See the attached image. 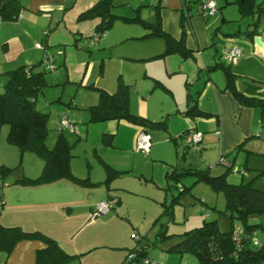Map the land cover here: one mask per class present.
Segmentation results:
<instances>
[{
  "label": "crops",
  "instance_id": "crops-1",
  "mask_svg": "<svg viewBox=\"0 0 264 264\" xmlns=\"http://www.w3.org/2000/svg\"><path fill=\"white\" fill-rule=\"evenodd\" d=\"M83 1L72 0L69 4V0H19L20 19L2 21L0 24V82L5 83L6 70L20 65H33L42 60L44 54H49L52 61L56 60V47L63 46V65L69 71L70 80L79 81L89 89L94 90L89 87L91 85L109 93L115 92L118 82L122 81L128 85L129 110L150 121L164 124L147 127L151 148L149 154L144 155L133 146L135 133L139 129L136 124L125 119L89 122L86 107L97 102L98 93L96 90L84 93L82 101L76 102L74 118L85 123L82 131L78 132L80 140L91 139V135L94 137L90 144L84 146L86 155H90L88 160L91 164L87 160L85 166L80 160L73 159V154L70 166L75 176L89 178L93 184H80L64 178L34 185L16 182L23 176H37L43 165L42 159L28 152L20 156L17 147L7 142L8 129L1 127L0 166L16 167L21 162L19 166L22 169L5 175L0 169V224L19 226L25 231H41L54 238L63 249L76 255L71 264H79L80 256L104 245L90 244L87 246L89 248L83 245V249L69 250L68 241L73 231L82 224L96 225L114 219L121 221V216L117 212H110V209L103 219L96 217L89 222L93 207L100 201L115 196L121 202L120 192L127 190L124 186L127 185L126 182H120L121 177L133 173L142 175L141 165L160 162L163 163V180L157 179L155 174L151 178L163 189L166 187L167 171L173 168H199L192 166L191 161L189 165L179 164L175 158L174 154L177 155L180 144L183 143L186 152L190 150L183 138H180L181 133L191 129L200 131L203 149L215 154H226L229 161L233 154L245 146L244 142L251 137L256 127L258 107L241 105L226 89L223 70L215 65L221 61V47L231 43L241 44L239 48L242 54L243 49L250 51L241 55L237 61L236 70L233 71L237 75L240 74L236 71H248L250 64L260 65L257 55L264 52V47L258 48L248 38L240 41L220 35L219 27H215L216 11L212 15L198 13L194 0H187L186 3L184 0H135V14L130 16L114 13L121 17L115 18L103 36L91 47L92 50L87 52L86 39L92 36L100 18H77L96 0ZM215 2L218 7L219 2ZM222 3L229 5L230 2L221 0L220 4ZM234 3L238 5L237 0ZM185 5H188L187 10ZM62 11L63 17L59 21L64 23V27L55 30L45 46L38 48L37 44L43 40V32L49 31L45 27H49L54 21L56 12ZM42 12L49 14L42 15V19L38 17ZM182 16L185 17L183 26L180 22ZM132 18L136 20L131 21ZM47 20L49 22L46 24ZM156 24L171 39H183L190 55L183 57L178 52L165 53L168 48L165 36L150 34ZM56 26L58 25H54L52 30ZM262 32L264 31L255 35ZM77 37L79 46L75 45ZM237 82V89L245 92V86L238 85ZM75 90L77 92V88ZM106 165L120 172L111 181L110 188L103 183ZM207 167L212 169L210 163L200 168ZM167 193L166 191L162 202L167 201ZM60 216L71 219L67 223L60 221ZM72 216L76 217L72 219ZM156 218L153 222L155 225L158 224L155 223ZM130 230L129 227V233ZM112 237L114 243L110 247L118 251L113 253L115 256L111 264H126L130 246L123 244L116 234ZM43 246V242L39 240H21L9 255L0 252V262L35 264L36 252ZM127 263L133 264L134 261ZM168 263L175 264L174 259L168 260Z\"/></svg>",
  "mask_w": 264,
  "mask_h": 264
},
{
  "label": "trees",
  "instance_id": "trees-1",
  "mask_svg": "<svg viewBox=\"0 0 264 264\" xmlns=\"http://www.w3.org/2000/svg\"><path fill=\"white\" fill-rule=\"evenodd\" d=\"M185 3L187 0H184ZM200 0H194L198 2ZM239 9L243 15L246 13H255L256 5H259L256 0H237ZM112 0H98V2L81 13L80 19L99 17L100 21L95 26L94 33L100 36L107 31L117 17L112 11ZM185 5V9L187 10ZM157 8V6H155ZM262 9L259 5L258 11ZM188 12V11H187ZM21 3L19 0H0V19L2 21L18 20L21 17ZM189 14V13H188ZM132 20H136L132 18ZM185 17L181 18V26L184 24ZM48 31V30H47ZM93 33V34H94ZM256 30H247L246 37L253 40ZM93 34L87 42L91 41ZM151 35L165 36L168 48L165 53L178 52L183 57H188L190 51L184 46L183 39L175 41L168 35L160 31L159 24L154 25ZM98 41V40H97ZM75 45L79 46V37L75 39ZM94 45V44H93ZM92 45V46H93ZM92 46L86 43L85 49L90 52ZM51 57L49 54H44V57ZM43 59L33 65H20L4 72L6 81L4 90L0 93V130L2 125H8L6 135L7 142L17 147L20 156L24 153H33L40 157L43 165L40 173L35 177L23 176L16 182L23 184H43L50 183L58 179H69L80 184H93L89 178H79L71 171V158L73 156L72 149L74 144L81 139V136L76 132L74 122V131L69 128L59 126L58 122L61 116L67 113H61L57 121V136L54 144L49 147L47 145V119L48 113L40 111L36 107V96L47 85L45 75L47 72L59 67L51 63L54 69H49ZM218 61L215 67H220L226 79V89H228L235 99L243 106L259 107L264 110V99L259 98L257 93V81L251 79L247 85L245 92H241L236 87V81L239 75L232 70V64ZM37 67V68H35ZM246 78L244 77V80ZM256 83V84H255ZM98 93V100L95 104L86 107L89 113V122H100L109 119H125L137 127L147 131V127L162 126L164 122H153L129 110V94L128 85L122 81L118 82V88L115 92L109 93L106 90L89 85ZM72 102H69L70 106ZM74 106V103L72 104ZM69 120V118H68ZM75 133L76 138L70 140L64 133L65 131ZM186 132V131H185ZM183 132V133H185ZM181 133L180 138H182ZM189 145H186L188 147ZM150 152V151H149ZM149 154V153H148ZM147 155V154H146ZM226 154H220L219 162H226L227 169L232 167V161L227 160ZM19 162L16 167L20 165ZM16 167L0 166L3 175L15 170ZM106 178L103 183L109 187L111 181L120 172L111 169L106 165ZM211 168H192L179 170L173 168L166 172V187L167 192L176 189L177 192H171L170 198L162 202V212L156 218L155 223H158L159 228L155 232L156 237L153 241L158 242L166 239V230L168 222L173 219V207L179 202L180 197L185 192L191 189L192 185H185L183 178L185 176H193L195 182L204 181L211 186L216 192H221L225 198L226 213L231 220V227L227 232H221L218 229L216 221L204 220L203 224L184 231L182 237L171 246L172 252L191 253L197 258L198 264H248L252 262L259 263L264 260V243H259L254 240L255 224L247 222V218L251 214L264 213V190L255 187L251 182L231 183L226 179V172L218 175L211 174ZM193 183V184H194ZM110 188V187H109ZM2 193L0 192V197ZM2 198V197H1ZM107 199H113L112 208L120 204V199L115 196H109ZM2 202H0V205ZM207 210H205L206 212ZM208 212V211H207ZM209 215V213H208ZM164 221H160L161 218ZM91 219V215H90ZM234 220H239L244 227L233 225ZM21 240H39L44 246L36 252L35 264H71L76 255L66 252L58 242L44 234L41 231H25L19 226H3L0 224V252H5L9 255L15 244ZM141 238L137 240V243ZM153 243V244H154ZM135 252L136 256L131 260L137 264H144V258H151L148 255L147 247L136 245L129 252ZM153 259V258H152ZM130 262V261H129ZM4 264V262H0Z\"/></svg>",
  "mask_w": 264,
  "mask_h": 264
},
{
  "label": "rangeland",
  "instance_id": "rangeland-1",
  "mask_svg": "<svg viewBox=\"0 0 264 264\" xmlns=\"http://www.w3.org/2000/svg\"><path fill=\"white\" fill-rule=\"evenodd\" d=\"M87 1L89 0H84L83 3ZM134 1L135 0H112V4H114V6L111 7V11L118 14H128L130 16L134 15V8L137 6V3H133ZM216 1L219 2V5L215 10V27H219L218 33L220 32V35L228 39H239L242 41V39L247 38V30L254 29L257 33L264 31V29H262L264 28V0H256V2L262 6L261 10L258 11L259 5H256V12L246 13V15L241 13L239 5L234 3L235 0H229V5H223V3L220 4L221 0ZM71 2L72 0H69V4H71ZM92 2V5H94L98 2V0ZM192 8H194V5ZM63 12L64 11L56 12L54 21L51 25H49V27H45V29H49V31H45V29L43 30L45 31V33L43 32V35L41 36L43 39V47L55 30L64 27V23L59 21V18L63 17ZM45 14L49 13L42 12L38 17L43 19L42 15ZM93 18L94 17L85 18L84 20ZM213 19L215 18H212V20ZM223 19L226 21L222 22ZM131 21L134 20L131 19ZM48 22L49 21L47 20L46 24ZM56 24L58 26L52 30ZM47 33L48 35H46ZM95 43L97 42H94V44ZM233 44L235 43H231L224 47H229ZM239 45L242 46L241 44ZM239 45L237 46L240 47ZM224 47L222 46L221 49ZM63 48V46L57 45L55 50L57 59L53 60V62L54 65L59 64V67L46 73L45 79L47 85L36 96V107L40 111L48 113V131L46 142L49 147H51L55 142L58 133L56 122L59 117L58 115L61 113L68 111V118L70 121L74 122L76 132L82 131L85 123H83L80 119L74 118L77 110L76 104L82 101L84 93L95 91V89L93 90L85 87L79 81L69 79V71L63 65ZM243 51V56L247 52H250L249 50L247 51L244 49ZM1 57L2 53L0 50V58ZM86 58L87 56H85V59ZM257 58L261 62L260 65L250 64L248 71H236L240 74L237 79V84L245 86L244 90H246L247 85L249 83H253L250 82V80H256L258 85L257 96L264 99V52L258 53ZM235 68L236 64H233V71L236 70ZM244 77L246 78L245 80ZM76 88L77 92L75 90ZM3 90L4 83L2 84L0 82V93H2ZM70 98H72V100ZM69 102H72L70 106L68 105ZM73 103L76 106H72ZM257 110L259 118L256 122V127L253 129V134L244 142V149L242 148L237 153L232 155L231 161L233 165L231 168L227 169L226 164L219 162L221 152L215 154L214 152L204 150L202 146L200 149H197V146H188L190 150L186 152L182 143L179 146L177 155L176 153L174 154L175 158H177L179 164L184 163L189 165L188 163L191 161L193 164L192 166L199 168L208 166V163H210L212 166V169L210 170L211 174L218 175L226 172V179L228 182H251L255 187L264 190V110L259 107ZM2 129H8V125H2ZM64 133L69 139L71 138L70 140L72 141L77 135L75 133H70L67 130ZM135 137L133 140V146H135ZM93 138V135H91V139L80 140L72 149V153L75 155L73 156V159L80 160L85 166H87V160L90 158V155H86L84 146L90 144L91 141H93ZM135 150L141 152L137 149ZM28 155L36 157L33 154ZM89 160L88 162L91 164ZM162 166L163 163L159 162L154 164L150 162L149 164L140 166L143 172L142 175L132 172V175L120 178V182H126L127 185L124 184V186L127 187V190H122L120 192L121 202L116 205L115 208L111 209L110 212H117L121 216V218H119L121 221L114 219L113 221L110 220L106 223H98L96 225L82 224L81 227L70 234L68 241L69 250L83 249L81 247L83 245H85L86 248H89L87 246L90 244H104L103 246L93 249L92 251H89V253L80 256L79 264H96L98 262L99 264H111V261L115 256L113 253L118 251L113 250L110 247V244L114 243L112 237L113 234H116L120 241L123 244H128L131 249L139 244L140 247H147L149 257L160 261L165 260L164 262L166 264H169L168 260L171 261L172 259H174L175 264H198L197 258L191 253L179 254L177 252H172L170 249L172 244L182 237L181 234H183L184 231L202 225L204 220L216 221L218 229L221 232H227L230 229L231 220L226 213L224 195L221 192L214 191L211 186L204 181H197L194 183L195 178L193 176H185L183 178V183L189 186L192 185L191 189L182 194L179 202L173 207V219L168 222L166 230V233L169 236L164 240L154 243L153 241L156 237L155 232L158 230L159 225H155L153 222L162 211L163 207L161 200L164 199L166 191L164 188H159V185L157 186L155 184L151 176L155 174L157 179L162 178L163 180V173L161 172ZM21 169L22 166H18L15 170L19 171ZM93 170L94 168L92 171ZM171 192H177V190L174 189ZM171 192L169 191L167 193L168 195L166 196V200H169ZM205 210L208 211V216L206 215ZM75 217L76 216H72V219ZM104 217L105 215H100L96 219H103ZM69 219H71V217ZM69 219L60 216V221L68 223ZM94 220L95 219H89V222ZM160 221H164V218H161ZM247 222L255 225L258 224L254 227L253 239L258 240L259 243H264V213L249 215ZM233 225L244 227L239 220H234ZM129 227L131 229L130 233L128 231ZM135 233H138L141 238V243H137V239L134 236ZM65 251L72 253L67 250ZM125 261V263L128 264L126 259ZM133 264H137V262L134 261ZM248 264H264V260L259 263L252 262Z\"/></svg>",
  "mask_w": 264,
  "mask_h": 264
},
{
  "label": "built area",
  "instance_id": "built-area-1",
  "mask_svg": "<svg viewBox=\"0 0 264 264\" xmlns=\"http://www.w3.org/2000/svg\"><path fill=\"white\" fill-rule=\"evenodd\" d=\"M216 9H217V5H216L215 0H200L197 2V12L198 13H206L208 15H212L215 13ZM186 13L188 14L187 11ZM0 22H1V19H0ZM98 37L99 35L97 33H94L91 41L88 42V46H92L94 42L98 40ZM37 47L43 48L42 43H38ZM241 55H242L241 49L235 44L229 47L222 48L220 52L221 60L225 61L226 63L232 64V65L237 63ZM50 61H51V57H45L43 59V62L49 69H54V66ZM58 125L63 126L65 128H69L71 131H74L75 129L74 125L71 123L70 120H68V118L65 115L61 116L58 122ZM182 136H183L182 137L183 141L186 143V145L197 146V149L201 148L200 143L202 141L203 136L200 131H193L191 129L183 133ZM134 147L135 149L141 151L144 154L149 153L150 148H151V137L147 131H145L142 128H139L137 130ZM221 163L226 164V162L224 161H222ZM113 204H114L113 199H105L97 203L91 211V219H95L96 217L100 215L106 214L112 208ZM206 215L208 216L207 211H206ZM134 236L137 240L140 238L138 233H135ZM135 256H136L135 252L133 251L129 252L126 257V260L131 261L132 259L135 258ZM143 263L144 264H166L164 261H160V260H156L152 258H144Z\"/></svg>",
  "mask_w": 264,
  "mask_h": 264
},
{
  "label": "water",
  "instance_id": "water-1",
  "mask_svg": "<svg viewBox=\"0 0 264 264\" xmlns=\"http://www.w3.org/2000/svg\"><path fill=\"white\" fill-rule=\"evenodd\" d=\"M254 43L257 45L258 48L264 47V32L261 34L255 35L253 37Z\"/></svg>",
  "mask_w": 264,
  "mask_h": 264
}]
</instances>
